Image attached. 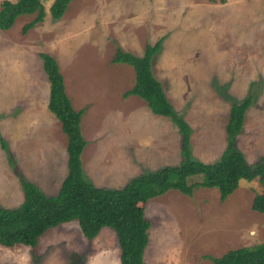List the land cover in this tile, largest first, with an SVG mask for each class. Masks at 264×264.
I'll return each instance as SVG.
<instances>
[{"label": "rangeland", "instance_id": "obj_1", "mask_svg": "<svg viewBox=\"0 0 264 264\" xmlns=\"http://www.w3.org/2000/svg\"><path fill=\"white\" fill-rule=\"evenodd\" d=\"M51 3L41 0L44 18L25 34L32 15L0 30L2 207L23 200L16 171L46 195H55L66 175V136L46 107L49 82L39 53L54 58L73 108L82 111L81 166L97 187L121 188L181 161L177 128L138 97L123 96L134 73L112 62L117 48L141 57L158 40L151 71L189 128L191 156L218 160L231 104L248 96L236 146L248 164L264 156V0H73L56 20ZM261 189L256 180H241L224 201L211 188L148 200L143 260L212 264L207 256L263 242L264 218L251 209ZM119 250L114 231L102 228L87 240L70 221L46 231L34 251L0 245V264H120Z\"/></svg>", "mask_w": 264, "mask_h": 264}, {"label": "trees", "instance_id": "obj_2", "mask_svg": "<svg viewBox=\"0 0 264 264\" xmlns=\"http://www.w3.org/2000/svg\"><path fill=\"white\" fill-rule=\"evenodd\" d=\"M71 1L52 0L48 9L50 17L60 19ZM20 15L33 16L21 28V33L25 34L44 18L41 0L3 1L0 5V30L10 29ZM160 47L161 40L147 45L141 57L117 48L112 62L129 65L134 73L133 85L123 96L138 97L153 115L168 119L177 128L181 137L182 158L176 165H165L158 170L139 174L121 188L97 187L86 178L81 166V154L86 146L81 131L82 111L73 108L54 58L47 53H39L43 72L49 82L46 107L58 120L66 136V175L57 193L46 195L16 171L23 200L14 208L0 205L1 246L23 245L34 251L46 231L75 221L87 240L95 238L102 228L114 231L120 249V264H149L143 260L150 227L149 220L144 216V205L148 200L169 191L191 196L198 188H211L216 189L219 200L224 201L238 188L241 180H256L262 186L252 199L251 209L264 218V156L248 164L236 146L252 97L231 104L225 125L226 145L218 160L203 163L193 158L189 147V128L177 116L161 83L151 71L152 58ZM0 144L7 151L1 138ZM206 258L212 264H264V241L230 249L218 257Z\"/></svg>", "mask_w": 264, "mask_h": 264}, {"label": "crops", "instance_id": "obj_3", "mask_svg": "<svg viewBox=\"0 0 264 264\" xmlns=\"http://www.w3.org/2000/svg\"><path fill=\"white\" fill-rule=\"evenodd\" d=\"M119 254H120V250H119Z\"/></svg>", "mask_w": 264, "mask_h": 264}]
</instances>
